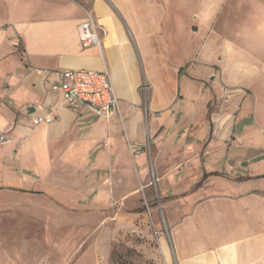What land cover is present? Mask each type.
I'll return each mask as SVG.
<instances>
[{
    "label": "crops",
    "instance_id": "0c3cea01",
    "mask_svg": "<svg viewBox=\"0 0 264 264\" xmlns=\"http://www.w3.org/2000/svg\"><path fill=\"white\" fill-rule=\"evenodd\" d=\"M225 1L0 0V264H57L67 221L140 185L173 197L166 264H264V22L218 28ZM90 17L99 47L83 49ZM77 69L109 72L117 113L62 106L53 74Z\"/></svg>",
    "mask_w": 264,
    "mask_h": 264
},
{
    "label": "rangeland",
    "instance_id": "374dc122",
    "mask_svg": "<svg viewBox=\"0 0 264 264\" xmlns=\"http://www.w3.org/2000/svg\"><path fill=\"white\" fill-rule=\"evenodd\" d=\"M257 1H225L222 10L218 12L217 27L223 29L228 25L236 29L241 26L254 27L264 22V14L250 12L255 8ZM243 44L247 49L256 51L261 43L254 44L249 41L246 44L243 40ZM254 76L250 80L251 85L262 94L264 78L262 75ZM224 93H227L226 89ZM258 109L259 117L264 119V95L261 96ZM209 110L210 114L216 110L220 111V106L214 107L211 103ZM136 153L139 151L135 150L134 154ZM150 180L153 185L152 174ZM142 191L143 187L140 185L134 200L113 202L110 208L104 211L103 217L94 216V213L89 212L88 216L81 220L73 217L67 221L65 229H59V235L55 237L58 248L52 252L54 261L57 264H166V256L158 240L159 236H164L167 240L169 232L168 225L164 222L161 203L169 204L173 197L161 200L159 195L154 193L153 198H147ZM153 203L154 205H151ZM39 239L41 243L48 244L49 237L37 238Z\"/></svg>",
    "mask_w": 264,
    "mask_h": 264
},
{
    "label": "built area",
    "instance_id": "2783aa9c",
    "mask_svg": "<svg viewBox=\"0 0 264 264\" xmlns=\"http://www.w3.org/2000/svg\"><path fill=\"white\" fill-rule=\"evenodd\" d=\"M80 47L89 49L91 46L99 47L98 36L93 31L91 17L78 26ZM55 83L51 90L61 93L62 106L76 112L85 109L101 119H108L118 112V100L113 90L111 76L106 70H62L55 72ZM54 115L48 113L43 117L33 118L31 123L39 125L41 123H52ZM9 140L3 135L0 142Z\"/></svg>",
    "mask_w": 264,
    "mask_h": 264
}]
</instances>
